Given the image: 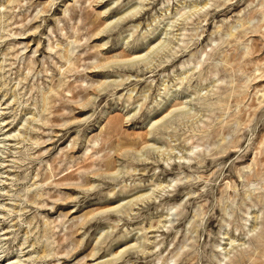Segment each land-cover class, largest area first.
<instances>
[{"label":"rangeland","instance_id":"obj_1","mask_svg":"<svg viewBox=\"0 0 264 264\" xmlns=\"http://www.w3.org/2000/svg\"><path fill=\"white\" fill-rule=\"evenodd\" d=\"M0 264H264V0H0Z\"/></svg>","mask_w":264,"mask_h":264},{"label":"bare ground","instance_id":"obj_2","mask_svg":"<svg viewBox=\"0 0 264 264\" xmlns=\"http://www.w3.org/2000/svg\"><path fill=\"white\" fill-rule=\"evenodd\" d=\"M100 34V32L99 33H97V35H99ZM65 124V123H64ZM66 125V124H65ZM64 125V126H65ZM108 165V164H107ZM110 165V164H109ZM67 186V185H66ZM72 186V185H71ZM69 187V186H68ZM64 190H66V189H64ZM68 190V189H67ZM70 190V189H69ZM94 255H92V257H93Z\"/></svg>","mask_w":264,"mask_h":264}]
</instances>
